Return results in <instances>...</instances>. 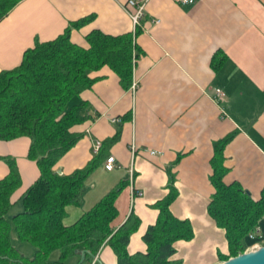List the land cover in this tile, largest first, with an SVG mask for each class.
Listing matches in <instances>:
<instances>
[{"label": "crops", "instance_id": "crops-1", "mask_svg": "<svg viewBox=\"0 0 264 264\" xmlns=\"http://www.w3.org/2000/svg\"><path fill=\"white\" fill-rule=\"evenodd\" d=\"M126 1L21 0L0 19V70L18 65L37 38L53 39L83 18L87 21L73 26L71 39L84 46L91 29L133 32ZM138 27L131 85L123 88L117 74L104 65L92 72L99 75L92 86L71 101L87 100L89 116L74 126L82 136L55 169L70 173L98 153L97 141L103 147L100 161L85 180L81 203L67 205L64 222L76 221L124 180L111 225L119 226L133 211L139 225L127 249L145 251L143 233L155 222L154 203L168 192L173 173L177 194L169 208L175 216L189 219L194 233L173 242L170 258L181 264H219L229 249L224 228L208 212L214 191L210 180L214 142L233 133L223 148L225 182H240L254 199L264 189V0H199L193 5L147 0ZM216 87L224 92L221 100L214 98ZM115 133L117 139L106 146L104 139ZM30 142L28 136L0 139V178L9 172L2 155L16 158L22 177L12 196L16 204L11 214L23 209L20 198L40 175L37 160L28 155ZM150 149L156 152L149 153ZM110 155L116 165L107 169L104 162ZM258 227L255 237L246 238L245 249L264 244V214ZM13 240H19L16 233ZM25 251L21 250L26 255ZM96 255L103 264H117L107 243ZM59 256L55 250L52 259ZM90 264L98 263L92 259Z\"/></svg>", "mask_w": 264, "mask_h": 264}, {"label": "trees", "instance_id": "trees-1", "mask_svg": "<svg viewBox=\"0 0 264 264\" xmlns=\"http://www.w3.org/2000/svg\"><path fill=\"white\" fill-rule=\"evenodd\" d=\"M21 0H0V19ZM87 18L68 25L64 32L50 40L36 39L24 51L21 62L0 70V139L28 136L31 139L29 157L36 159L39 177L22 194L23 209L11 214L16 202L12 196L22 183L16 158L1 157L9 172L0 178V264H77L82 251L88 250L82 264H90L103 243L111 246L117 264H181L172 259L173 242L190 239L193 227L189 219L175 216L170 202L177 194L174 175L169 173L168 192L154 203L158 214L143 233L145 251L128 252L127 244L139 225V217L131 211L117 227L111 221L117 214L115 199L126 184L121 180L73 223L66 224L67 205H79L85 191L87 175L100 161V153L83 167L70 173L55 169L58 160L81 138L74 126L89 116V102L72 103L75 96L91 87L99 75L92 72L104 65L118 76L123 88L132 82L134 34L139 31L109 34L91 29L86 34L88 46L71 39L73 26L79 27ZM233 133L214 142L211 157L213 172L210 180L214 191L208 212L216 224L224 228L229 256L246 248V238L258 226L264 214V189L258 199L238 181L225 182L223 148ZM118 137L104 139L108 146ZM13 233L19 239L32 242L35 253L29 257L16 247ZM59 250L58 259H51Z\"/></svg>", "mask_w": 264, "mask_h": 264}, {"label": "built area", "instance_id": "built-area-1", "mask_svg": "<svg viewBox=\"0 0 264 264\" xmlns=\"http://www.w3.org/2000/svg\"><path fill=\"white\" fill-rule=\"evenodd\" d=\"M199 0H179L180 4L182 5H193L194 3H196ZM147 0H127L124 4V10L126 11V13H128V15L131 18L132 21V25L134 27V30L136 29V27H138L141 23V19L144 16V9H145V4H146ZM155 22H159V19L157 18L155 20ZM135 86V83H132V87ZM223 95L224 92L222 91L221 88L216 87L215 88V93H214V98L216 100H221L223 99ZM113 121L118 120L117 117H112ZM101 146L100 141H97L95 146H94V151L97 152L99 147ZM132 151L135 152L136 147L134 145H132L131 147ZM155 149H150L149 153H155ZM116 165L115 162V158L113 155H110L106 158L105 162H104V166L107 169H112L114 166ZM135 194H142V191H137ZM259 227L257 226L256 229L249 233L248 236L249 237H255L256 233L258 231ZM255 248V246L253 247ZM94 262V260H93Z\"/></svg>", "mask_w": 264, "mask_h": 264}, {"label": "water", "instance_id": "water-1", "mask_svg": "<svg viewBox=\"0 0 264 264\" xmlns=\"http://www.w3.org/2000/svg\"><path fill=\"white\" fill-rule=\"evenodd\" d=\"M58 171L61 172L60 169H58ZM87 252L89 251L86 249L82 251L80 260L77 264H82L86 258ZM92 256L93 260L98 264H103L96 254H92ZM219 264H264V244L249 250H244L236 255L229 256L228 258L222 260Z\"/></svg>", "mask_w": 264, "mask_h": 264}, {"label": "rangeland", "instance_id": "rangeland-1", "mask_svg": "<svg viewBox=\"0 0 264 264\" xmlns=\"http://www.w3.org/2000/svg\"><path fill=\"white\" fill-rule=\"evenodd\" d=\"M14 244L16 245V247H18L19 249L21 248V250H23V251H27L28 253L26 254V255H28V256H30V257H32L33 255V253H32V250H35V245L32 243V242H30V241H26V240H21V239H19L18 241H14ZM245 250H247V249H245ZM249 250V249H248ZM25 251V252H26ZM56 251H58V250H56ZM55 251H53L52 252V254H51V259L53 258V253H54Z\"/></svg>", "mask_w": 264, "mask_h": 264}]
</instances>
